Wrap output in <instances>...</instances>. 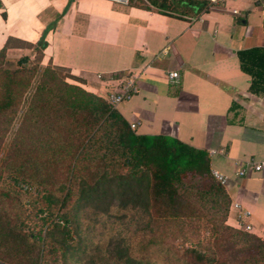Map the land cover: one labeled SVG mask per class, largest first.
Returning <instances> with one entry per match:
<instances>
[{
	"label": "trees",
	"instance_id": "obj_1",
	"mask_svg": "<svg viewBox=\"0 0 264 264\" xmlns=\"http://www.w3.org/2000/svg\"><path fill=\"white\" fill-rule=\"evenodd\" d=\"M134 4L175 15L207 6L198 0ZM11 42L27 45L38 61L22 55L5 66ZM44 47L42 35L35 43L8 38L0 48V264H70L79 251L71 242L79 214L113 208L139 211L146 228L136 244L123 238L109 244L115 264H264V239L225 223L229 198L205 150L168 135L135 133L103 98L66 82L73 78L68 72L41 65ZM236 56L250 77L248 90L264 93V47ZM170 223L188 245L167 246L155 263L149 248L172 235Z\"/></svg>",
	"mask_w": 264,
	"mask_h": 264
},
{
	"label": "crops",
	"instance_id": "obj_2",
	"mask_svg": "<svg viewBox=\"0 0 264 264\" xmlns=\"http://www.w3.org/2000/svg\"><path fill=\"white\" fill-rule=\"evenodd\" d=\"M135 1L0 0V48L8 38L35 43L43 35L40 64L68 70L96 95L108 80L134 77L136 92L116 111L135 124V133L168 135L205 150L210 169L225 176L229 205H240H228L225 223L237 229V214L247 210L239 222L264 239V166L235 174L247 160L264 161V93L248 90L250 77L236 56L264 47V6L198 0L207 2L201 12L175 15ZM7 46V55L21 50ZM170 71L177 73L173 82Z\"/></svg>",
	"mask_w": 264,
	"mask_h": 264
},
{
	"label": "rangeland",
	"instance_id": "obj_3",
	"mask_svg": "<svg viewBox=\"0 0 264 264\" xmlns=\"http://www.w3.org/2000/svg\"><path fill=\"white\" fill-rule=\"evenodd\" d=\"M16 45L20 46L21 50L12 51V53H10L11 55L5 53L7 60H10L5 66L9 65L14 67L15 60L23 55L21 53L23 50L26 51L25 55L29 57L31 62L36 63L38 61V54L32 53L31 48L27 47V45L18 43ZM52 67L56 68V71L63 75H66L68 72V70L61 67ZM37 75L38 73L32 79V86L37 80ZM65 81L87 90L72 78L66 77ZM17 122L18 115L13 120L8 133L5 136L1 147V154L4 151ZM144 220L145 217L136 210H120L113 208L108 214L94 213L91 210L82 211L78 216V235L74 233L71 235V242L79 246V251H75L69 258L70 264H115V260L108 257L107 251L118 238H123L124 241L130 242V244H136L139 236L143 232L146 233V228L143 227ZM168 229H170L172 235L166 236L159 246L149 248V251H152V256H154L155 263L164 259L165 255H163V251L167 246L170 245L175 248H180L188 245L187 241L182 242L181 239L176 238L175 223H170ZM167 256L168 255H166V258Z\"/></svg>",
	"mask_w": 264,
	"mask_h": 264
},
{
	"label": "built area",
	"instance_id": "obj_4",
	"mask_svg": "<svg viewBox=\"0 0 264 264\" xmlns=\"http://www.w3.org/2000/svg\"><path fill=\"white\" fill-rule=\"evenodd\" d=\"M114 3L119 4H128L129 0H108ZM256 3L261 4L264 6V0H253ZM234 13L235 10H232ZM261 21L264 23V7L261 9ZM99 77V76H97ZM167 80L170 82H173L177 78V73L175 71H170L167 73L166 76ZM136 84L134 81V77H125L118 82L113 80H108L106 83L104 90L102 91V94L98 95L99 97L103 98L109 105H111L113 108L119 104L120 102L126 100L128 97H130L132 94L136 92ZM135 124H129V127L133 129ZM264 166V161L261 162H254L253 160H247L245 162V165L238 170H236L235 174L238 176L244 175L248 170L251 171H258ZM211 170V169H210ZM211 174L213 177L221 184L223 185L225 182V176L219 174L218 172L211 170ZM229 206H233L235 208H239L240 205L236 202L232 203ZM249 213L247 210H243L242 212H239L237 214V226L239 230H243L246 232L250 231V225L249 224H241L239 220L243 216H247Z\"/></svg>",
	"mask_w": 264,
	"mask_h": 264
}]
</instances>
